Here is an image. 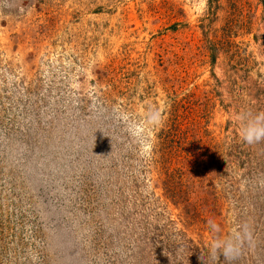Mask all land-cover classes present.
I'll use <instances>...</instances> for the list:
<instances>
[{"label":"rangeland","instance_id":"1","mask_svg":"<svg viewBox=\"0 0 264 264\" xmlns=\"http://www.w3.org/2000/svg\"><path fill=\"white\" fill-rule=\"evenodd\" d=\"M258 113L264 0H0V264H264Z\"/></svg>","mask_w":264,"mask_h":264},{"label":"clouds","instance_id":"2","mask_svg":"<svg viewBox=\"0 0 264 264\" xmlns=\"http://www.w3.org/2000/svg\"><path fill=\"white\" fill-rule=\"evenodd\" d=\"M241 138L249 145L264 141V113H258L247 120L244 127L241 129ZM212 227L218 230L215 224H212ZM230 249H232L231 244L226 247L225 254H227Z\"/></svg>","mask_w":264,"mask_h":264}]
</instances>
